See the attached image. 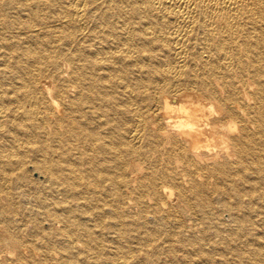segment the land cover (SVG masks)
Masks as SVG:
<instances>
[{
	"label": "bare ground",
	"instance_id": "bare-ground-1",
	"mask_svg": "<svg viewBox=\"0 0 264 264\" xmlns=\"http://www.w3.org/2000/svg\"><path fill=\"white\" fill-rule=\"evenodd\" d=\"M0 264H264V0H0Z\"/></svg>",
	"mask_w": 264,
	"mask_h": 264
},
{
	"label": "rangeland",
	"instance_id": "rangeland-1",
	"mask_svg": "<svg viewBox=\"0 0 264 264\" xmlns=\"http://www.w3.org/2000/svg\"><path fill=\"white\" fill-rule=\"evenodd\" d=\"M31 177L32 178H36L37 177V174L36 173H31Z\"/></svg>",
	"mask_w": 264,
	"mask_h": 264
}]
</instances>
